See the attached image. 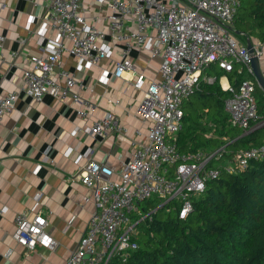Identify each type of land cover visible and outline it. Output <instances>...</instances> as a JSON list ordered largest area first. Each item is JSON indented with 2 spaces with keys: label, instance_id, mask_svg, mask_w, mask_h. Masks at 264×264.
<instances>
[{
  "label": "built area",
  "instance_id": "2783aa9c",
  "mask_svg": "<svg viewBox=\"0 0 264 264\" xmlns=\"http://www.w3.org/2000/svg\"><path fill=\"white\" fill-rule=\"evenodd\" d=\"M46 5V13L38 29L43 37L47 28L57 38L47 56L32 55V67L24 70L23 83L14 91L0 95V121L14 110L20 94L39 101L51 95L77 105L76 113L90 117L98 103L81 93L85 86L76 75L60 67L64 52L78 63V68L98 65L113 55L107 34L94 23L88 22L82 12L83 0H33ZM101 7L110 10L108 15L111 38L123 41L121 59L115 62L113 75L124 77L131 72L133 86L143 91L137 112L142 121L151 120L147 131L134 129L130 142L133 152L119 169L93 157L89 148L79 155L86 158L76 175L90 190L86 201L93 199L96 210L91 213L84 235L65 264H110L116 256L126 260L128 252L138 247L133 239L137 221L133 215L142 201L153 197L176 200L180 216L185 218L192 209V199L201 194L208 179L223 173H235L244 168L250 159L264 155V144L252 146L237 153L231 163H221L224 146L214 150L182 151L175 137L184 128V104L198 90L203 81L213 82L205 70L217 64L231 70L239 64L249 75L238 86H231L232 95L225 99L224 108L231 123L245 132L255 127L258 107L255 88L258 85L252 68V54L241 43L232 28L240 0H97ZM5 7L0 0V10ZM67 39V47L63 40ZM4 36L0 34V49ZM254 54L264 63V42L252 41ZM135 49L147 51L159 61V76L144 89L145 77L137 71L131 54ZM17 52L14 53L16 55ZM0 51V60L3 59ZM108 81V72L103 74ZM118 102H116L117 104ZM80 130L76 127L72 134ZM86 131L96 137L107 138L114 132L123 135L129 128L120 124L114 112H106ZM145 136L146 142L139 140ZM37 164L35 172L41 168ZM39 199V198H38ZM0 209V213L4 212ZM47 219L38 213L32 218L25 211L15 215L12 235L20 245L34 249L40 245L53 249L55 239L47 230Z\"/></svg>",
  "mask_w": 264,
  "mask_h": 264
},
{
  "label": "crops",
  "instance_id": "0c3cea01",
  "mask_svg": "<svg viewBox=\"0 0 264 264\" xmlns=\"http://www.w3.org/2000/svg\"><path fill=\"white\" fill-rule=\"evenodd\" d=\"M4 2L5 7L0 10V34L4 36L0 49L4 56L0 60V95L17 90L23 83L24 70L32 67L30 57L47 56L53 49V39L57 38L50 28L43 37L38 34L47 11L45 3ZM82 12L88 22L107 34L113 55L98 65L79 69L75 58L64 52L59 65L84 83L81 93L98 103V108L90 117L82 118L72 102L64 103L49 94L36 101L20 94L14 110L0 121V209H5L0 213V264H65L84 235L91 213L96 210L93 199L85 200L90 190L76 177L86 162L79 155L92 148L94 158L119 169L132 155L130 140L134 138V129L146 132L151 124V120L143 122L137 112L143 91L134 88L133 74L127 72L118 78L112 73L115 62L122 57L123 41L111 38L110 10L101 7L97 0H83ZM238 39L241 43L247 42L245 36ZM63 42L70 46L69 40ZM131 58L137 71L145 77L144 89L151 80L160 78L159 61L152 59L147 51L135 49ZM260 62L264 72V63ZM105 71L107 82L102 78ZM212 73L206 76L216 78L217 71ZM219 84L228 89L231 81L222 75ZM109 111L117 115L122 126L129 128L126 135L114 132L100 138L86 131ZM76 127L80 130L73 135ZM139 140L146 142V137ZM231 162L225 160V163ZM37 164L42 166L35 172ZM22 211L30 218L38 213L46 217L47 230L56 241L53 249L40 245L28 249L14 240L15 215Z\"/></svg>",
  "mask_w": 264,
  "mask_h": 264
},
{
  "label": "trees",
  "instance_id": "16d2710c",
  "mask_svg": "<svg viewBox=\"0 0 264 264\" xmlns=\"http://www.w3.org/2000/svg\"><path fill=\"white\" fill-rule=\"evenodd\" d=\"M240 1L233 19L232 28L239 32L235 35L264 42V0ZM215 71L216 80H204L185 102L184 128L175 140L182 151L224 146L225 163L243 149L264 144V125L245 132L231 123L224 101L232 91L220 86L219 77L227 75L237 91L249 75L239 64L231 70L211 64L205 75ZM254 96L256 127L264 124V90L257 84ZM133 218L138 247L126 260L116 256L110 264H264V155L235 173L208 179L185 218L176 200L159 197L142 201Z\"/></svg>",
  "mask_w": 264,
  "mask_h": 264
},
{
  "label": "water",
  "instance_id": "95a60500",
  "mask_svg": "<svg viewBox=\"0 0 264 264\" xmlns=\"http://www.w3.org/2000/svg\"><path fill=\"white\" fill-rule=\"evenodd\" d=\"M234 33L238 34L239 32L234 31ZM246 45L249 49V52L252 54L251 61H252V68H253V72H254V77H255L258 85L264 90V72H263L262 67H261L260 59L258 58V56H256L254 54V48H253L252 41L250 38H247ZM263 125H264L263 123L260 125H257L256 127H254L251 130H254L255 128H258V127L263 126Z\"/></svg>",
  "mask_w": 264,
  "mask_h": 264
},
{
  "label": "bare ground",
  "instance_id": "6f19581e",
  "mask_svg": "<svg viewBox=\"0 0 264 264\" xmlns=\"http://www.w3.org/2000/svg\"><path fill=\"white\" fill-rule=\"evenodd\" d=\"M225 81V80H224ZM224 85H227L226 82H224Z\"/></svg>",
  "mask_w": 264,
  "mask_h": 264
},
{
  "label": "rangeland",
  "instance_id": "374dc122",
  "mask_svg": "<svg viewBox=\"0 0 264 264\" xmlns=\"http://www.w3.org/2000/svg\"><path fill=\"white\" fill-rule=\"evenodd\" d=\"M237 37V36H236ZM237 39H238V37H237ZM239 40V39H238ZM240 41V40H239Z\"/></svg>",
  "mask_w": 264,
  "mask_h": 264
}]
</instances>
